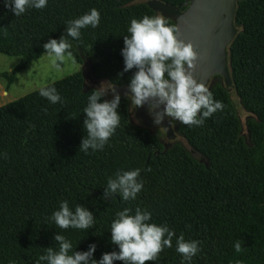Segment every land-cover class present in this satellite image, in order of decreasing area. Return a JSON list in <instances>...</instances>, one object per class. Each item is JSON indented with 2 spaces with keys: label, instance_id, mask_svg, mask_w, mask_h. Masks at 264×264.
<instances>
[{
  "label": "trees",
  "instance_id": "16d2710c",
  "mask_svg": "<svg viewBox=\"0 0 264 264\" xmlns=\"http://www.w3.org/2000/svg\"><path fill=\"white\" fill-rule=\"evenodd\" d=\"M159 1L173 6L185 2ZM134 2L48 0L46 8L15 17L0 0V54L19 59L10 72L0 74L6 90L45 54V43L65 34L68 21L93 8L100 12V24L82 29L78 41L69 38L73 60L82 64L85 57L91 59L97 80L128 88L136 70L124 72L123 36L132 19L156 16L146 3ZM235 25L238 33L229 47L232 89L253 116L247 121L249 140L241 136L234 104L220 79L210 91L224 110L200 127L177 125L178 135L204 163L176 142L163 153L156 134L130 121L125 96L118 109L120 127L104 149L79 151L86 135L83 109L95 90L84 89L81 72L45 86L56 88L59 103L42 97L40 88L0 106V264H47L39 257L49 247L58 250V233L71 241L73 251H88L95 244L93 258L99 261L102 254L119 251L110 230L125 208L131 214L136 208L146 210L151 223L175 232L173 246L146 264H181L176 251L181 234L186 241L200 242L191 264H264V0H239ZM138 168L144 187L135 200L104 197L109 178ZM64 200L73 210L79 204L91 211L94 227L58 228L50 217ZM237 241L242 242L239 253Z\"/></svg>",
  "mask_w": 264,
  "mask_h": 264
},
{
  "label": "clouds",
  "instance_id": "9594fccd",
  "mask_svg": "<svg viewBox=\"0 0 264 264\" xmlns=\"http://www.w3.org/2000/svg\"><path fill=\"white\" fill-rule=\"evenodd\" d=\"M47 4L48 0H5V7L15 17L22 16L32 8L44 9ZM100 20V12L93 8L89 13L68 21L65 34L59 40L50 39L43 45L45 54L41 57L52 58L53 67L60 70L66 58L74 59L69 38L80 40L81 30L98 27ZM127 31L129 34L123 36L124 48L121 51L124 72L136 70L125 93L130 108L147 104L149 111L155 113L154 122L157 125L168 118L189 128L203 126L206 119L224 110L223 102L216 101L212 92L193 78L192 72L199 56L191 43L186 44L178 38L179 29L170 24L168 18L161 14L134 18ZM39 94L52 104L62 99L52 86L42 87ZM109 94L113 97L111 100L103 99ZM120 104L121 95L116 92L113 83H102L88 95V104L83 109L86 135L81 140L79 151L87 154L90 149L93 152L104 149L120 127ZM161 106L162 111H157ZM140 174L139 168L117 172L115 178H109L104 197L119 195L123 201L135 200L144 187ZM131 213L130 208L119 211L111 223V243L119 248L118 252L104 253L97 261L93 258L95 244H90L88 251H73L71 241L58 233L54 236L58 250L53 247L45 249L46 254L41 255L39 260L47 264H114L116 261L122 264H146L159 260L160 253L173 246L175 232L167 225L151 223L152 214L146 210L136 208L135 214ZM50 219L60 229L85 231L93 228L96 220L91 211L79 204L73 210L67 200L60 203ZM199 245V241H186L183 234L176 239L181 264H191L193 257L201 251ZM234 248L237 253L241 252L242 242L237 241Z\"/></svg>",
  "mask_w": 264,
  "mask_h": 264
},
{
  "label": "water",
  "instance_id": "95a60500",
  "mask_svg": "<svg viewBox=\"0 0 264 264\" xmlns=\"http://www.w3.org/2000/svg\"><path fill=\"white\" fill-rule=\"evenodd\" d=\"M238 1L185 0L178 6L165 4L159 0L146 2L147 7L156 15H164L178 27L179 39L186 44H192L199 56L196 68L192 72L193 78L198 83H203L209 90L213 87L214 79L220 78L228 93L234 92L229 47L238 33V27L235 25ZM81 74L84 80V71ZM90 75L96 79L93 76L92 65L90 66ZM115 89L121 96H125V93L128 92V88L125 86H115ZM162 107L157 111H162ZM145 109L149 110L147 104L135 109L137 122L139 126L148 130H163L167 141L163 145V153H165L175 142L176 133L168 118L157 125L154 122L155 113L149 111V116H145L143 113Z\"/></svg>",
  "mask_w": 264,
  "mask_h": 264
},
{
  "label": "rangeland",
  "instance_id": "374dc122",
  "mask_svg": "<svg viewBox=\"0 0 264 264\" xmlns=\"http://www.w3.org/2000/svg\"><path fill=\"white\" fill-rule=\"evenodd\" d=\"M148 0H135L134 3H146ZM44 55V54H43ZM18 58L7 57L0 54V74L5 72H10L18 63ZM92 65V60L85 57L82 64L76 63L73 58H66L64 63L61 65V69L57 70L53 67L52 58L43 56L40 57L37 61L31 63L25 70L17 74V81L13 83L8 90L5 88V81L0 78V96L2 92H5L7 95H3L4 99L0 97V106L17 100L31 92H34L42 87H45L53 82L59 81L67 76L73 75L75 73L84 71V80L83 87L85 90L89 89H98L102 83H106V80H96L90 75V66ZM217 82H220L219 78L214 79L213 85ZM230 99L234 104L237 117L240 121L241 126V136L248 142V133H247V121L253 116L246 112L241 104L240 100L235 94L229 93ZM6 96V97H5ZM112 97L109 94L105 99ZM131 112L134 110V107L130 108ZM131 122L135 125L138 122L131 118ZM177 122L174 121V125ZM152 134H156L159 137L161 142H165L164 135L161 130L152 131ZM176 143L180 144L185 148V150L195 159L204 163L205 159L194 152L187 142L177 134Z\"/></svg>",
  "mask_w": 264,
  "mask_h": 264
},
{
  "label": "flooded vegetation",
  "instance_id": "af4514ba",
  "mask_svg": "<svg viewBox=\"0 0 264 264\" xmlns=\"http://www.w3.org/2000/svg\"><path fill=\"white\" fill-rule=\"evenodd\" d=\"M220 79V78H219ZM144 115L145 116H149V110L148 109H145L144 110ZM129 116H130V120H131V118H134L136 121H137V119H136V110H135V108H134V110L131 112V109H130V101H129ZM170 123H171V125H172V127H173V129H174V131H175V133H176V138H177V125H178V123L179 122H177V124L176 125H174V121H171L170 120ZM138 126H139V124H137ZM158 130H161L162 131V133H163V135H164V140H165V142H161V144H162V146L165 144V143H167V141H166V137H165V134H164V132H163V130L162 129H157V130H148L150 133H152V131H158ZM175 142H176V140H175ZM174 142V143H175Z\"/></svg>",
  "mask_w": 264,
  "mask_h": 264
},
{
  "label": "crops",
  "instance_id": "0c3cea01",
  "mask_svg": "<svg viewBox=\"0 0 264 264\" xmlns=\"http://www.w3.org/2000/svg\"><path fill=\"white\" fill-rule=\"evenodd\" d=\"M4 94L7 95L5 92H2V95L0 96L2 98V100L4 99V97H3Z\"/></svg>",
  "mask_w": 264,
  "mask_h": 264
}]
</instances>
